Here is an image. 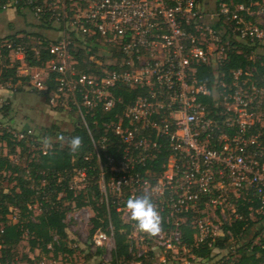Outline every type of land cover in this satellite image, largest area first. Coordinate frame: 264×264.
I'll return each mask as SVG.
<instances>
[{
    "label": "built area",
    "instance_id": "2783aa9c",
    "mask_svg": "<svg viewBox=\"0 0 264 264\" xmlns=\"http://www.w3.org/2000/svg\"><path fill=\"white\" fill-rule=\"evenodd\" d=\"M202 1L0 0V11L20 16L23 27L0 36V74L13 70L19 78L0 82V90L23 84L47 92L53 107L76 110L93 145L84 159L95 164L74 168L69 188L94 180L99 201L112 204L124 222L127 199L149 194L163 218L154 238L165 250L187 248L180 227L188 219L194 244L216 250L217 237L234 241L233 223L250 219L258 226L264 215V73L253 66L220 70L231 41L254 44L263 29L242 15H252L250 7L219 1L208 11ZM35 43H45L50 55L43 65L26 60L30 49L38 55ZM202 65L214 72L200 81ZM50 73L56 87L48 93ZM7 97H0L2 127ZM98 111L110 115L96 140L87 116ZM6 129L43 154L50 149L40 145L46 134ZM113 138L120 144L115 155ZM107 231L112 237L110 224L95 229L90 245L109 242ZM245 233L244 225L236 235Z\"/></svg>",
    "mask_w": 264,
    "mask_h": 264
},
{
    "label": "trees",
    "instance_id": "16d2710c",
    "mask_svg": "<svg viewBox=\"0 0 264 264\" xmlns=\"http://www.w3.org/2000/svg\"><path fill=\"white\" fill-rule=\"evenodd\" d=\"M231 2L232 4H243L255 10L256 6L263 0H217ZM244 18L252 20L245 12H242ZM44 44L35 43L38 50V55H34L33 50H29L26 54V60L32 65H43L50 59V55L44 50ZM256 43L243 44L236 41H231V48L228 51L227 57L224 60L220 70L229 72L232 69L255 67L254 72L259 74L264 73V56L257 60L249 58L250 52L256 48ZM29 47H32L31 45ZM81 64V61H79ZM82 70L87 71L86 66L80 65ZM205 72H214L208 66L202 65L198 67V77L200 81L204 80ZM54 73H50L47 83L49 85V92L56 87ZM212 77V74H211ZM17 78L13 70L1 72L0 82L10 80L16 83ZM24 80V78H20ZM48 98L47 92H38ZM4 110L8 106H3ZM109 113L102 114L100 111L94 113L88 118V128L93 134L94 139H98L99 130ZM98 119V124H94L93 119ZM50 132V129H46ZM45 131V132H46ZM81 136L83 138L82 148L75 154L69 152L68 146H60L55 144L52 148L43 154L41 150L36 149L32 152L29 162L26 167H21L17 162L9 158L10 153H14L16 148H20V153L25 152L32 144L28 145L25 141L17 140L11 132H8L5 127L0 126V175L9 172V180L15 181V184L7 191L0 188V264H10L15 254V248L23 237L27 236L29 242V249H38L40 254L47 255L52 253L72 254L73 249L66 246L64 241L67 238L66 223V209L61 208V200L57 199L59 193H64L61 199H66L70 203H74L75 207L86 205L84 197L88 196L89 192H93L94 200L92 201V208L94 216L91 217L92 228L90 236L95 229L101 227L105 229L112 227V238L114 247L111 251V262L113 264H132L133 262H140L146 264L143 256L133 255V242L129 238V234L133 228V222H124L121 218L120 212L116 211L112 204L106 205L100 202V192L94 180L87 182V184L79 189L73 190L69 188V181L73 175L74 168H83L94 166L95 159L91 157L88 161L84 156L93 151L91 137L83 125L74 124V128L70 133V138L74 136ZM2 143L9 148V152L2 154ZM120 149V144L116 139H112L110 144V151L117 153ZM29 154V153H28ZM94 170L88 168L87 176L94 175ZM49 199V200H48ZM38 204L37 208L40 210L33 220L34 212L28 209V205ZM9 207L17 210V218L12 221L8 215L11 213ZM258 226L250 219L245 221H236L231 228L234 231L233 239L238 244L234 250L228 251V254L223 258L221 264H264V215L261 216ZM245 225L246 232L252 231L251 237L243 238L237 236L238 230ZM181 244L189 248L191 255L196 258H209L213 254V248L203 244H194V229L190 225V220H186L181 224ZM58 237V243L53 240V236ZM229 236L217 237L214 242V247L219 249L227 248ZM101 248H98L100 253ZM26 255V254H25ZM31 261L30 259H28ZM148 264V263H147Z\"/></svg>",
    "mask_w": 264,
    "mask_h": 264
},
{
    "label": "rangeland",
    "instance_id": "374dc122",
    "mask_svg": "<svg viewBox=\"0 0 264 264\" xmlns=\"http://www.w3.org/2000/svg\"><path fill=\"white\" fill-rule=\"evenodd\" d=\"M202 2V6L208 11L214 10L217 6V0H203ZM263 4L264 0L256 6L255 10H252V15H248L253 18L252 20H248V22L258 26L261 32L263 29L260 36L261 39L257 42L256 48L248 55L251 60H257L261 56H264ZM10 18L13 19V23L10 22L9 27L7 21ZM216 20L217 18L213 19V21ZM20 22H22L21 18L17 14L0 11V36L23 28ZM102 55L104 54L102 53ZM98 59L104 60L105 58L98 57ZM6 96H8L5 102L6 105L3 104V106H8V108L5 110L3 106L1 108L5 128L14 132L20 128H32L38 136L46 134L47 138L51 141V146H45L46 148H52L55 144L67 146V140L70 138V133L78 120L76 110L53 107L49 104L46 96L28 90L23 84L12 93L2 92V95H0L1 98H6ZM46 129H50V132L46 131ZM61 137L64 139H61ZM36 149H38V146H31L25 152L20 153V148L17 147L14 153L9 154V158L17 162L21 167H26L32 152ZM8 152L9 148L2 143V154L5 155ZM9 174V172H4L2 176L0 175V188L5 192L15 184L14 180H9ZM83 183L78 184L81 186ZM63 195L64 193H59L57 199L61 200L60 207L64 210L66 209L64 222L66 223L67 238L64 241L67 247L73 249V253H58L57 255H53L52 253L47 255L40 254L38 249H29L28 238L25 236L16 246L14 250L15 254L10 264H39L42 257H44L43 264H113L111 262V251L114 244L111 232L107 231L109 242L101 247L100 253H98V248H93L90 245L91 217L94 216L92 208V201L94 200L93 192H89L88 196L85 195L84 200L87 203L81 207H75L74 203L71 204L70 201L61 199ZM9 210H11V213L8 217L12 221H15L17 218V210L12 207H9ZM32 211L34 212L32 218L35 220L40 210L35 206ZM209 221L212 224L218 223L212 218ZM251 230L253 231L254 227ZM252 231L246 232L243 238L251 237L253 234ZM129 236L133 242V255L143 256L146 264H221L223 258H226L225 256L230 251L231 244L234 243V241H230L227 245L229 247L213 250L211 257L202 259L191 255L189 248L175 246L172 250H165L161 243L162 238H154L141 233L134 227V224ZM140 263L141 261L133 262L132 264Z\"/></svg>",
    "mask_w": 264,
    "mask_h": 264
},
{
    "label": "clouds",
    "instance_id": "9594fccd",
    "mask_svg": "<svg viewBox=\"0 0 264 264\" xmlns=\"http://www.w3.org/2000/svg\"><path fill=\"white\" fill-rule=\"evenodd\" d=\"M61 139H64L61 137ZM42 144L46 147L51 146V141L45 137ZM69 152L77 153L83 146V138L74 136L67 140ZM126 211L130 220L134 223V227L150 237L159 235L162 231V216L153 203L149 194L140 197H129L125 203Z\"/></svg>",
    "mask_w": 264,
    "mask_h": 264
},
{
    "label": "crops",
    "instance_id": "0c3cea01",
    "mask_svg": "<svg viewBox=\"0 0 264 264\" xmlns=\"http://www.w3.org/2000/svg\"><path fill=\"white\" fill-rule=\"evenodd\" d=\"M10 22L13 23V21H7V24H9L8 26L10 27Z\"/></svg>",
    "mask_w": 264,
    "mask_h": 264
}]
</instances>
